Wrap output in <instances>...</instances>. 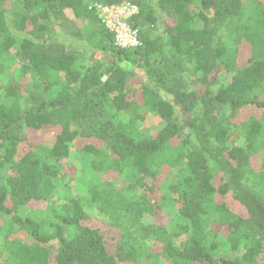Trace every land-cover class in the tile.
<instances>
[{"label":"trees","instance_id":"1","mask_svg":"<svg viewBox=\"0 0 264 264\" xmlns=\"http://www.w3.org/2000/svg\"><path fill=\"white\" fill-rule=\"evenodd\" d=\"M2 230L0 264H264V0H0Z\"/></svg>","mask_w":264,"mask_h":264},{"label":"built area","instance_id":"2","mask_svg":"<svg viewBox=\"0 0 264 264\" xmlns=\"http://www.w3.org/2000/svg\"><path fill=\"white\" fill-rule=\"evenodd\" d=\"M108 28L116 32V42L122 47L136 46L140 43L138 33L127 22L128 18L138 12V8L129 3L122 5H96Z\"/></svg>","mask_w":264,"mask_h":264},{"label":"rangeland","instance_id":"3","mask_svg":"<svg viewBox=\"0 0 264 264\" xmlns=\"http://www.w3.org/2000/svg\"><path fill=\"white\" fill-rule=\"evenodd\" d=\"M69 13V12H68ZM81 157V156H80ZM73 159V161H75L74 163H75V165H76V167L77 166H82L83 165V163H84V160H83V158H78V157H75V158H72ZM80 166V167H81ZM82 177L80 178V179H78L74 184H73V186H72V190H73V193H75V194H80V195H83V194H85V189H86V186H85V183H84V180H86V179H90L91 177H93L94 176V174H92L91 173V171H89V170H83V175H81ZM30 211V210H29ZM7 220V218L5 217L4 218V222ZM5 229V228H4ZM5 232H4V230H2L1 232H0V244L4 241V239H5Z\"/></svg>","mask_w":264,"mask_h":264}]
</instances>
